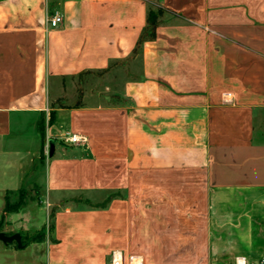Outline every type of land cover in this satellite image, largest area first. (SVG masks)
I'll return each mask as SVG.
<instances>
[{
    "label": "crops",
    "instance_id": "obj_1",
    "mask_svg": "<svg viewBox=\"0 0 264 264\" xmlns=\"http://www.w3.org/2000/svg\"><path fill=\"white\" fill-rule=\"evenodd\" d=\"M34 156L38 264H264V0H0L5 236L42 227L2 217Z\"/></svg>",
    "mask_w": 264,
    "mask_h": 264
},
{
    "label": "rangeland",
    "instance_id": "obj_2",
    "mask_svg": "<svg viewBox=\"0 0 264 264\" xmlns=\"http://www.w3.org/2000/svg\"><path fill=\"white\" fill-rule=\"evenodd\" d=\"M99 77H100L99 74H95V75H91V76H87V77H83V78L82 77L77 78L75 80V84H76V86H78L79 80H81V82H83L85 80L89 81V79L94 84H96L99 81L98 80ZM67 102L71 104V103H73V100H68ZM55 103H56L55 98L52 97L51 102H50V107L54 108ZM32 162L33 163H31L25 167V169L27 171V174L25 176V180L23 182V187L26 188V189H24L25 197H24V206H23V208H25V211H23L24 214L22 215V217L23 218L28 217V215L30 214L31 216L34 217L35 225H38L40 222H42V227H39L38 229H36L34 231H30L29 233L26 234L25 237L21 238V246H22L21 249L18 248L14 244V247L17 250H19L22 253H25L26 255H29L26 259H18V262L20 264H38L42 260V256L44 254L43 247H41L38 244H33L26 251H24L25 250L24 245L27 244L26 240L43 238L46 233H49L50 228H51L50 220H51L52 212L51 211L43 212V214H42L41 208H44L45 204L42 205L39 202V198H38V190L41 189V187H42V180H43V176H44L43 161H41L38 156H34L32 158ZM31 183H34V186H30L27 189V187ZM18 193H19V191L16 193L17 198H18ZM9 199H10V196H9ZM43 200H44V195H43ZM22 209H20V210H22ZM26 225H28V222L25 223V226Z\"/></svg>",
    "mask_w": 264,
    "mask_h": 264
},
{
    "label": "trees",
    "instance_id": "obj_3",
    "mask_svg": "<svg viewBox=\"0 0 264 264\" xmlns=\"http://www.w3.org/2000/svg\"><path fill=\"white\" fill-rule=\"evenodd\" d=\"M161 13L162 12H160V11L149 10V12L147 14V32L146 33L150 37H153L154 29L160 23ZM42 126H43L42 123H40L38 126V131L41 135H43ZM24 197H25L24 190H19L17 200L15 202H11L9 199V193H5V195H4V204L5 205H4L2 217H3V215H5L7 213H16L20 209H22L24 206ZM0 226H1V224H0Z\"/></svg>",
    "mask_w": 264,
    "mask_h": 264
},
{
    "label": "built area",
    "instance_id": "obj_4",
    "mask_svg": "<svg viewBox=\"0 0 264 264\" xmlns=\"http://www.w3.org/2000/svg\"><path fill=\"white\" fill-rule=\"evenodd\" d=\"M45 22H46L47 30L57 29L63 22L62 15L59 12H54L53 14L48 15L46 17ZM81 140L82 138H79L77 136H69V135H66L63 138L64 143H78ZM261 263H264V257L262 258Z\"/></svg>",
    "mask_w": 264,
    "mask_h": 264
},
{
    "label": "water",
    "instance_id": "obj_5",
    "mask_svg": "<svg viewBox=\"0 0 264 264\" xmlns=\"http://www.w3.org/2000/svg\"><path fill=\"white\" fill-rule=\"evenodd\" d=\"M54 151V144L53 142L48 143V157L51 158ZM0 242L3 245L8 244H15L18 248H22L21 246V237L19 234H13L11 236H5L4 234L0 233Z\"/></svg>",
    "mask_w": 264,
    "mask_h": 264
}]
</instances>
